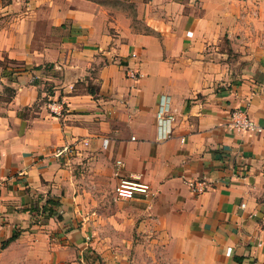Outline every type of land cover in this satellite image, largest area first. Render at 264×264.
I'll return each instance as SVG.
<instances>
[{"label": "crops", "instance_id": "0c3cea01", "mask_svg": "<svg viewBox=\"0 0 264 264\" xmlns=\"http://www.w3.org/2000/svg\"><path fill=\"white\" fill-rule=\"evenodd\" d=\"M240 107L261 130L231 126ZM132 176L150 192L116 199ZM117 238L264 264V0H0V264H88Z\"/></svg>", "mask_w": 264, "mask_h": 264}, {"label": "built area", "instance_id": "2783aa9c", "mask_svg": "<svg viewBox=\"0 0 264 264\" xmlns=\"http://www.w3.org/2000/svg\"><path fill=\"white\" fill-rule=\"evenodd\" d=\"M136 55L135 53L133 54ZM127 75L133 79H138L140 76V72L135 69L129 68L127 70ZM50 108L54 113H61L64 109V106L60 102H53L50 104ZM167 108H161L157 112V118L159 121V125L163 126L165 134H169L171 132V119L173 117L169 115L165 117V111ZM231 126L234 129L239 131H250V130H261V126L257 124V122L251 118L249 112L243 108H236L230 114ZM183 140V139H182ZM122 160H118V166L122 165ZM116 174H119L117 171ZM187 184L192 192L194 193H203L207 188V183L205 180H187ZM141 192L144 194H148L150 192L149 184L141 181L139 176H132L130 178H121L119 183L115 187V198L118 200H125L132 198L135 193ZM88 239L91 237L87 236ZM260 245V243H259ZM228 253H231V250H228Z\"/></svg>", "mask_w": 264, "mask_h": 264}, {"label": "rangeland", "instance_id": "374dc122", "mask_svg": "<svg viewBox=\"0 0 264 264\" xmlns=\"http://www.w3.org/2000/svg\"><path fill=\"white\" fill-rule=\"evenodd\" d=\"M6 66L10 65L13 67L18 66V64H13L4 62ZM94 76H96L94 74ZM94 79L91 80V82L93 84L96 83V78L93 77ZM55 102V101H54ZM51 103L52 100H51ZM50 103V104H51ZM124 227V226H123ZM119 230L121 231H125V227L124 228H120ZM125 234V233H124ZM92 240V238H91ZM95 241V238H94ZM101 241V240H99ZM107 242L111 243V246L109 247V252L107 253V255H97L95 250H91V253L89 255H85V256H81V259L79 258L78 261L79 263H83L84 261L87 262L88 264H93L95 261H99L100 264L101 263H110V264H162L163 260H159L156 258H152V256H150V258H152L151 260L147 261L146 259L143 258V256H138L137 254L135 255V252L133 251V239H127V238H117V239H113V240H105ZM122 246L125 247L126 250L121 249L117 250L114 246ZM92 248V247H91ZM115 253V254H113ZM105 256H108L106 259H104ZM83 258V260H82ZM137 258L139 263H136L135 259ZM81 260L83 262H81ZM94 261V262H93Z\"/></svg>", "mask_w": 264, "mask_h": 264}, {"label": "trees", "instance_id": "16d2710c", "mask_svg": "<svg viewBox=\"0 0 264 264\" xmlns=\"http://www.w3.org/2000/svg\"><path fill=\"white\" fill-rule=\"evenodd\" d=\"M8 62H11V63H16V61H14V60H8ZM16 67H19V66H16ZM41 66H37L36 68H40ZM12 71H14V68H12ZM89 88H90V91L92 92V93H94L95 92V90L98 88V85H96V84H93L91 81L89 82ZM11 90V89H10ZM11 91H14V90H11ZM15 236H16V234H15Z\"/></svg>", "mask_w": 264, "mask_h": 264}]
</instances>
